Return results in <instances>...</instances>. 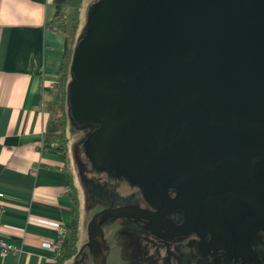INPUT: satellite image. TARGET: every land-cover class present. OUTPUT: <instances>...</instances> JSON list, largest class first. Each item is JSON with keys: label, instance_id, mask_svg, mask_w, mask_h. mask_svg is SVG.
<instances>
[{"label": "water", "instance_id": "95a60500", "mask_svg": "<svg viewBox=\"0 0 264 264\" xmlns=\"http://www.w3.org/2000/svg\"><path fill=\"white\" fill-rule=\"evenodd\" d=\"M69 76L67 119L92 127L81 139L91 168L127 176L120 162L130 170L180 142L191 151L209 144L220 152L213 171L227 163L240 188L238 247L264 264L247 243L256 229L264 239V0H96ZM126 209L88 221L95 264L106 254L100 216Z\"/></svg>", "mask_w": 264, "mask_h": 264}, {"label": "crops", "instance_id": "0c3cea01", "mask_svg": "<svg viewBox=\"0 0 264 264\" xmlns=\"http://www.w3.org/2000/svg\"><path fill=\"white\" fill-rule=\"evenodd\" d=\"M53 15L52 0H0V240L15 247L0 264H54L40 245L72 218L68 153L64 162L38 149L63 55V35L46 26ZM77 230L78 243V206Z\"/></svg>", "mask_w": 264, "mask_h": 264}, {"label": "flooded vegetation", "instance_id": "af4514ba", "mask_svg": "<svg viewBox=\"0 0 264 264\" xmlns=\"http://www.w3.org/2000/svg\"><path fill=\"white\" fill-rule=\"evenodd\" d=\"M81 144L76 145L77 154L84 169L91 170ZM216 154L219 158L220 152L209 144L191 151L180 142L156 158L143 155L130 170L120 162L127 176L117 175L116 169L114 176L92 169L99 185L124 200L117 206L127 208L119 218L99 226L106 244L103 264H253L238 247V181L229 182L227 163L223 173L213 171ZM91 230L74 261L95 264L99 249L97 233ZM247 243L258 260V254L264 259L258 229Z\"/></svg>", "mask_w": 264, "mask_h": 264}, {"label": "trees", "instance_id": "16d2710c", "mask_svg": "<svg viewBox=\"0 0 264 264\" xmlns=\"http://www.w3.org/2000/svg\"><path fill=\"white\" fill-rule=\"evenodd\" d=\"M52 3L54 6L53 19L46 26L63 35V55L60 74L56 78L54 89L51 91L52 100L47 106V117L38 142V149L41 152L59 155L66 162L68 138L66 135L67 113L65 94L66 85L69 80L70 46L82 35L76 36L82 0H52ZM71 200V222L69 227H67L60 251L55 256L56 260L54 264H62L65 260L74 258L77 254V197L75 196L73 187H71Z\"/></svg>", "mask_w": 264, "mask_h": 264}, {"label": "rangeland", "instance_id": "374dc122", "mask_svg": "<svg viewBox=\"0 0 264 264\" xmlns=\"http://www.w3.org/2000/svg\"><path fill=\"white\" fill-rule=\"evenodd\" d=\"M96 0H82L80 13H79V27L76 32V36H80L83 33V27L85 25L88 12L91 4ZM78 39V38H77ZM75 40V38H74ZM76 42L71 44V55ZM71 61V58H70ZM70 63V62H69ZM70 65V64H69ZM69 71V67H68ZM70 79V76H69ZM56 82V79L52 80ZM69 81V80H68ZM92 127H83L75 124L71 120L66 124V135L68 138V167L70 170L72 184L74 186L75 195L77 197V206L79 211V227H80V238L78 246H83L82 244L86 238V235L92 234L91 228L87 231V223L90 220L93 213L101 211L103 209L116 208L117 203L124 202V200L118 198V195L112 193V189L104 188L99 185L97 181L92 177L93 168L91 170H85L82 164V159L79 158L76 149V143L79 139L82 138L84 130H89ZM83 151V150H82ZM84 154V152H83ZM117 215L102 214L99 218V226L104 227L105 223L108 220L119 218ZM119 222V221H118ZM66 227V226H65ZM67 231V227H66ZM250 239V238H249ZM44 250V249H43ZM60 251V250H59ZM261 261L264 262V259L261 256H257ZM73 259V258H71ZM70 259V260H71Z\"/></svg>", "mask_w": 264, "mask_h": 264}, {"label": "built area", "instance_id": "2783aa9c", "mask_svg": "<svg viewBox=\"0 0 264 264\" xmlns=\"http://www.w3.org/2000/svg\"><path fill=\"white\" fill-rule=\"evenodd\" d=\"M55 84L56 82L52 80L48 83V87L50 91L54 89ZM65 233H66V227L64 225L59 226L57 229V236L50 240L42 241L40 245L41 249L48 251L55 257L61 248ZM14 250H15V247L13 245L0 240V252L1 253L14 251Z\"/></svg>", "mask_w": 264, "mask_h": 264}]
</instances>
